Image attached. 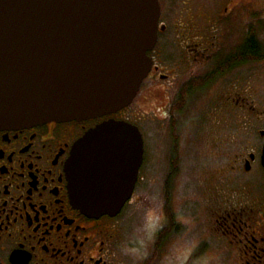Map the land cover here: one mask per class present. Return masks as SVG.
<instances>
[{"label": "flooded vegetation", "instance_id": "obj_1", "mask_svg": "<svg viewBox=\"0 0 264 264\" xmlns=\"http://www.w3.org/2000/svg\"><path fill=\"white\" fill-rule=\"evenodd\" d=\"M159 3L158 39L148 52L152 67L130 105L81 121L0 128V264H161L167 245L178 244L188 228L198 226L201 214L208 223L200 232L216 243L211 264H264V0ZM155 85L166 99L161 119L137 106L142 92ZM200 104L206 105L204 113L219 118L214 124L228 123L230 130L217 138L200 171L201 197L180 200L173 195V180L176 191L184 122ZM110 118L136 125L156 120L170 128L162 222L153 240L144 229L139 241L124 215L143 177L140 170L117 215L89 216L73 203L67 172L72 148ZM183 225L188 227L182 233ZM167 226L171 233L165 235ZM206 254L197 262L191 253L176 260L205 264Z\"/></svg>", "mask_w": 264, "mask_h": 264}, {"label": "water", "instance_id": "obj_2", "mask_svg": "<svg viewBox=\"0 0 264 264\" xmlns=\"http://www.w3.org/2000/svg\"><path fill=\"white\" fill-rule=\"evenodd\" d=\"M159 0H0V128L111 115L148 76ZM138 125L90 128L67 162L72 200L89 216L117 215L143 163Z\"/></svg>", "mask_w": 264, "mask_h": 264}, {"label": "rangeland", "instance_id": "obj_3", "mask_svg": "<svg viewBox=\"0 0 264 264\" xmlns=\"http://www.w3.org/2000/svg\"><path fill=\"white\" fill-rule=\"evenodd\" d=\"M164 96L161 86L155 85L142 92L137 100V106L143 111L156 113L161 119L159 108L166 102ZM205 107L206 105L200 104L199 112H195L184 122L182 133L183 163L181 175L178 178V191H175L177 182L173 180V195L177 193L180 200H185L186 197L184 196L196 198L200 195L199 198L201 197L202 193L199 190L201 186L200 171L208 165L211 159L208 153L213 145H216L217 138L221 139V136L230 130L228 123H224V128L214 124L215 121L219 122V118L215 119V114L210 115L209 112L211 111L204 113ZM206 117L209 119L205 120ZM222 118L227 119L223 116ZM138 127L144 138V162L140 168L143 177L137 185L132 203L128 202L126 205L124 215H127L128 225L133 226V231L141 239L139 241H143L144 229L147 235L152 236L151 239L147 238V240H153L161 226L162 219L159 213L161 212L164 178L170 168L172 138L170 128L156 120L138 122ZM178 204L182 205L183 203L179 201ZM186 207L191 208L188 204ZM185 211L187 212L186 217L191 219L193 215L188 210ZM197 220L199 225H194L188 230H186L188 225H183L181 232L183 233L185 230L187 232L184 233L178 244L170 243L167 245V249H170L162 256L161 264H179L176 259L179 256H187L188 253H191L192 261L197 262L200 261V256L204 252H207L205 264L213 262L216 243L209 234L200 232V229L208 223V218L201 214ZM200 233H202L201 237ZM170 245L171 247H169Z\"/></svg>", "mask_w": 264, "mask_h": 264}, {"label": "trees", "instance_id": "obj_4", "mask_svg": "<svg viewBox=\"0 0 264 264\" xmlns=\"http://www.w3.org/2000/svg\"><path fill=\"white\" fill-rule=\"evenodd\" d=\"M168 210V209H167ZM169 211V210H168ZM168 214H169V212H168ZM169 215H171V216H173V214L171 213V214H169ZM171 228V226H167L166 227V232H165V235H168L169 233H171V232H169L170 231V228ZM172 230H173V226H172Z\"/></svg>", "mask_w": 264, "mask_h": 264}]
</instances>
